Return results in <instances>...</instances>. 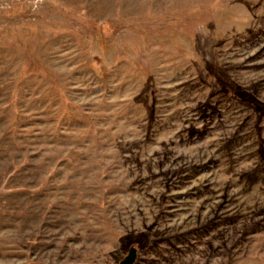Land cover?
<instances>
[{
	"label": "rangeland",
	"instance_id": "374dc122",
	"mask_svg": "<svg viewBox=\"0 0 264 264\" xmlns=\"http://www.w3.org/2000/svg\"><path fill=\"white\" fill-rule=\"evenodd\" d=\"M264 264V0H0V264Z\"/></svg>",
	"mask_w": 264,
	"mask_h": 264
},
{
	"label": "water",
	"instance_id": "95a60500",
	"mask_svg": "<svg viewBox=\"0 0 264 264\" xmlns=\"http://www.w3.org/2000/svg\"><path fill=\"white\" fill-rule=\"evenodd\" d=\"M138 259V248L132 246L125 257L116 264H135Z\"/></svg>",
	"mask_w": 264,
	"mask_h": 264
}]
</instances>
